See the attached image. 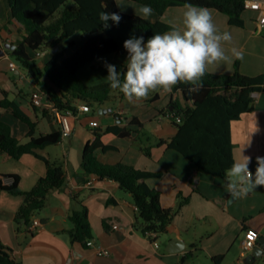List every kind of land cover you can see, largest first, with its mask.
Here are the masks:
<instances>
[{"label": "crops", "instance_id": "obj_1", "mask_svg": "<svg viewBox=\"0 0 264 264\" xmlns=\"http://www.w3.org/2000/svg\"><path fill=\"white\" fill-rule=\"evenodd\" d=\"M174 7H170L162 19L169 21L168 13ZM203 8L211 12L218 32H228L232 37L231 41L222 42L229 59L208 65V70L216 74L233 73L238 61L241 71L246 74L264 73V35L255 22L245 18L246 27H239L229 23L227 14L214 8ZM177 14L180 23L172 24L183 30V12ZM149 18L156 20L160 17L153 9ZM23 31L25 26L14 17L8 1L0 0V100L5 97L3 89L7 90L9 97L37 123L36 136L61 131V141L39 148L37 152L64 162L68 177L62 188L50 194L45 208L35 215L42 220L43 226L33 230L15 220L23 197L0 187V244L10 247L13 256L23 264H181L186 255H191L187 264H264L261 250L255 253L253 249L242 255L241 246V238L249 228L264 236V186L252 188L247 195L231 199V193L227 191L228 180L200 171L178 150L169 148L167 144H158L160 138H171L177 133L171 118L160 112L168 113L167 108L172 107L171 100L179 95L177 92H163L154 101L149 93L139 100H110L98 104L90 112L79 110L71 118L73 131L67 136L50 108L35 105L33 92L40 87L33 76L16 61L17 70L12 71L9 67L10 61H14L10 51L23 41ZM87 38L76 35V43L68 48L67 53L76 51ZM233 48L243 52V59L234 57ZM53 54L51 46L40 54L31 51L41 67ZM127 57L125 53L103 54L80 67L78 76L87 85L107 82L104 61L115 65L121 72ZM0 112L2 118L12 125L14 134L28 140V124L10 109L0 107ZM135 117L142 125L132 123ZM94 121L99 125L94 126ZM109 126L126 127L131 130V135L106 133L104 141L113 148L97 151L102 162L122 161L138 168L161 171L162 175L150 177L147 181L160 190L165 207H178L180 194L190 198L179 208L168 231L159 236L158 247L134 227L137 206L132 194L114 179L86 174L82 166L87 142L95 138L96 131L101 129L104 132ZM231 127L235 160L250 157L249 168L254 174L256 158L264 157V92L257 95L255 108L235 120ZM144 145L150 146L151 154L145 153ZM46 172V162L34 153H26L19 159L0 156V177L3 174L20 175V185L25 190L32 188ZM3 183L12 182L4 180ZM83 205L90 210L92 239L96 246L81 242L73 244L70 239L68 229L73 226L70 215L73 209H80ZM115 224L119 227L116 228ZM97 247L109 249L110 254H99Z\"/></svg>", "mask_w": 264, "mask_h": 264}, {"label": "trees", "instance_id": "obj_2", "mask_svg": "<svg viewBox=\"0 0 264 264\" xmlns=\"http://www.w3.org/2000/svg\"><path fill=\"white\" fill-rule=\"evenodd\" d=\"M7 1L14 17L25 26L23 41L10 51L11 56L33 76L47 100L54 102L63 113L71 109L77 114L78 104L82 102L96 109L98 104L126 98L119 89L111 88L108 81L87 85L78 76V70L109 52L128 54L123 42L132 36H143L146 42L156 33L169 31L172 26L178 29L176 25L162 19L170 7L190 3L198 7L214 8L227 14L230 24L246 27L243 15L246 10L245 0H134L150 5L160 17L156 20L143 19L137 13L122 11L116 0ZM102 11L119 14V24L109 20L105 27L98 17ZM78 34L88 38L80 48L68 54L67 50L75 45L74 37ZM48 46H59L61 49L54 52L53 57L41 67L31 51H42ZM125 69L126 64L121 73ZM200 83L202 86L194 91H190L193 85L188 83L181 82L173 86L172 92L180 96L171 100L170 106L173 108H167L168 113L164 110L160 112L171 118L177 133L171 138H160L158 144H167L169 148L178 150L193 161L200 171L228 180L226 173L236 161L232 123L255 108L257 95L264 92V73L246 74L241 71L237 61L233 73L216 74L207 68ZM3 92L5 97L0 100V107L10 109L16 117L27 123L29 131L28 140H22L14 134L12 125L2 118L0 112V156L3 159H19L26 153H34L47 164L46 174L27 190L21 187L18 174H3L0 177L3 190L23 197L15 215L16 222L29 225L32 218L45 208L50 194L62 188L67 181L68 172L64 162L52 160L37 152L39 148L61 141L62 133L58 130L36 136L37 123L9 97L7 90L3 89ZM161 93V89L150 92L152 100L160 98ZM132 123L142 125L136 117ZM102 131H96L95 138L87 142L83 149L82 166L86 174L114 179L121 188L132 194L137 206L134 222L137 230L145 235L150 231H156L159 236L166 233L179 208L188 203L190 198L180 194L178 207H165L160 190L147 181L150 177L162 175L161 171L138 168L122 161L102 162L97 151L113 148V145L104 141V135L113 133L130 136L131 130L109 126ZM142 148L146 154H151L150 146L144 145ZM8 178H12L13 182L4 184L3 181ZM70 218L73 222V226L68 229L71 242L87 245V241L94 236L89 208L83 205L80 209H73ZM190 256L186 255L181 264H187ZM0 264L23 263L13 256L10 247L1 243Z\"/></svg>", "mask_w": 264, "mask_h": 264}, {"label": "clouds", "instance_id": "obj_3", "mask_svg": "<svg viewBox=\"0 0 264 264\" xmlns=\"http://www.w3.org/2000/svg\"><path fill=\"white\" fill-rule=\"evenodd\" d=\"M116 3L123 8L120 0ZM184 7L183 30L172 26L169 31L156 33L146 42L143 36H132L123 42L128 52L123 73L117 71L115 65L104 61L108 72L106 79L111 88L119 89L129 101L146 98L157 89L170 92L181 82L193 85L190 91H194L202 86L201 77L208 65L229 59L222 42L231 41L230 33L218 32L208 9L190 3ZM135 11L143 19H148L153 13L150 5H141ZM98 17L105 27L109 20L117 25L121 20L119 14L107 11L100 12ZM232 54L236 59H243L242 51L233 48ZM256 160L254 174L249 168L250 157L244 156L242 160L233 162L226 173L229 193L242 197L250 189L264 186V157L258 156Z\"/></svg>", "mask_w": 264, "mask_h": 264}, {"label": "built area", "instance_id": "obj_4", "mask_svg": "<svg viewBox=\"0 0 264 264\" xmlns=\"http://www.w3.org/2000/svg\"><path fill=\"white\" fill-rule=\"evenodd\" d=\"M245 8L259 12L257 16V29L260 32H263L264 31V0H245ZM37 53L40 54V51H38ZM9 67L12 71H15L18 69V64L15 61H10ZM161 92L163 93L164 91L161 89ZM33 101L36 106L50 108L54 112V114L59 118L64 134L67 136L72 134L73 126H72L71 118L77 115L73 110L68 109L66 112L63 113L61 110H59V108L56 106L54 102L47 100L46 95L40 88H38L33 92ZM79 110L84 112H90L92 108L89 103L82 102L79 104ZM98 125H99L98 121H94V126H98ZM5 181L13 182V179L8 178L5 179ZM42 226H43L42 220L39 217L34 216L30 224L28 225V228L33 230V229L41 228ZM115 227L116 228L119 227V224H115ZM146 236H148L150 239L153 240V243L156 247L159 246L160 244L158 241L159 234L156 231H150L147 233ZM259 237H260V233L258 232V230L254 228H249L246 230L245 236L241 238L242 255H246L252 252V250L257 244ZM87 245L96 246L93 239H89L87 241ZM97 249L99 254H106V255L110 254L109 249H103L101 247H97Z\"/></svg>", "mask_w": 264, "mask_h": 264}, {"label": "rangeland", "instance_id": "obj_5", "mask_svg": "<svg viewBox=\"0 0 264 264\" xmlns=\"http://www.w3.org/2000/svg\"><path fill=\"white\" fill-rule=\"evenodd\" d=\"M120 2L124 5L123 8L120 7V9L122 11H125V12H131V13H136L135 9H138L141 4H139L138 2L134 1V0H120ZM181 6H184V5H178V7H174L172 10H170L171 12L168 13L167 15V19L169 21V23H180L178 22V18L177 17V13L178 12H184L185 11V7H181ZM198 7V6H197ZM259 12L258 11H253V10H249V9H246L244 11V18H248L249 20H252L255 22L256 26H257V16H258ZM180 15V14H179ZM180 17V16H179ZM164 20V19H163ZM264 35V34H262ZM180 96V95H179ZM184 98V97H183ZM185 100V99H184ZM65 160V159H64Z\"/></svg>", "mask_w": 264, "mask_h": 264}, {"label": "water", "instance_id": "obj_6", "mask_svg": "<svg viewBox=\"0 0 264 264\" xmlns=\"http://www.w3.org/2000/svg\"><path fill=\"white\" fill-rule=\"evenodd\" d=\"M59 49V46H55L53 48V51L56 52ZM190 96H188L189 98ZM173 107H171L172 109ZM234 198V195L231 194V199ZM261 250L264 253V236H260L258 238L257 244L254 247V252L256 253V251Z\"/></svg>", "mask_w": 264, "mask_h": 264}]
</instances>
